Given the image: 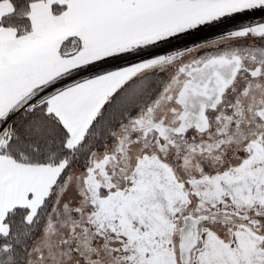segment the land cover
<instances>
[{"label":"snow or ice","instance_id":"obj_1","mask_svg":"<svg viewBox=\"0 0 264 264\" xmlns=\"http://www.w3.org/2000/svg\"><path fill=\"white\" fill-rule=\"evenodd\" d=\"M0 264H264V0H0Z\"/></svg>","mask_w":264,"mask_h":264}]
</instances>
